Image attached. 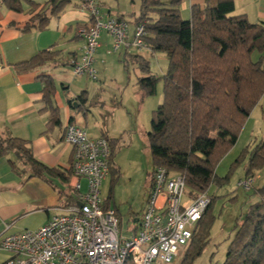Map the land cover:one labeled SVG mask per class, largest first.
Returning <instances> with one entry per match:
<instances>
[{
    "label": "trees",
    "instance_id": "obj_1",
    "mask_svg": "<svg viewBox=\"0 0 264 264\" xmlns=\"http://www.w3.org/2000/svg\"><path fill=\"white\" fill-rule=\"evenodd\" d=\"M70 1L47 0L22 31L46 29L51 18L57 17ZM79 1L85 4L88 0ZM23 3L32 10L39 8L31 0H2L7 9L16 13L22 11ZM181 3L182 0H141L139 16L134 19L133 27L144 25V42L150 53L165 57L167 66L162 76L152 75L149 62L140 55L124 52L122 60L125 71L132 64L146 75L136 83L143 95H154L156 85L162 82V102L152 112L146 134L152 160L148 188L153 185L155 171L163 168L168 174H181L190 196L195 197L207 194L211 184L221 186L227 181L228 176H216V165L235 145L245 120L264 95V22L251 23L244 14L232 15L233 0H204L203 6L193 4L189 19L184 20L180 15ZM254 52L260 54L257 61L252 60ZM57 55L44 50L15 67L23 73L49 63L59 65ZM67 66L70 67L68 62ZM40 81L41 101L49 112L47 125L54 127L59 124L58 110L51 102L55 84L50 76H41ZM102 137L110 147L108 169L113 179L118 175L113 157L119 141L105 134ZM9 152L15 153L32 175L50 174L63 181L70 176V171L65 175L37 162L22 139L0 140V158ZM238 162L239 159L235 164ZM263 166L264 136L248 153L244 177L254 176ZM11 168L16 169L13 164ZM254 195L258 200L235 225L222 264H264V187L255 190ZM111 197L112 188L104 201L105 208L112 204ZM209 200L185 248L182 264H191L209 241L214 219L212 197Z\"/></svg>",
    "mask_w": 264,
    "mask_h": 264
},
{
    "label": "built area",
    "instance_id": "obj_2",
    "mask_svg": "<svg viewBox=\"0 0 264 264\" xmlns=\"http://www.w3.org/2000/svg\"><path fill=\"white\" fill-rule=\"evenodd\" d=\"M81 6L89 22L78 30L83 43L80 56L68 61L73 76L96 80L93 63L101 32L110 37L113 52L147 48L143 24L130 33L126 21L104 20L92 1ZM64 140L72 147L69 171L77 203L37 230L10 232L11 226L6 225L0 234V249L9 254L4 264H172L177 260L208 207L209 196H190L181 174L157 169L137 230L125 237L115 210L105 208V199L100 197V188L109 177L107 140L92 138L73 123L66 125ZM81 179L87 183L85 191H81ZM254 182V176L242 177L236 186L249 192Z\"/></svg>",
    "mask_w": 264,
    "mask_h": 264
},
{
    "label": "crops",
    "instance_id": "obj_3",
    "mask_svg": "<svg viewBox=\"0 0 264 264\" xmlns=\"http://www.w3.org/2000/svg\"><path fill=\"white\" fill-rule=\"evenodd\" d=\"M31 1L39 5L37 10H32L23 3L22 11L16 13L7 9L0 0V140L12 137L26 141L37 162L67 175L72 158V147L64 140L65 127L68 123L84 128L92 138L105 134L113 139L108 125H105L107 122L105 114L103 122H95L92 125L89 122L90 113L87 109L90 106L89 93L75 80L82 77L73 76L67 66L71 58H78L81 54L83 43L79 35L74 36V32L85 26L89 22V17L87 16L85 22H78L74 17L64 16L62 10L57 19L50 21L46 29L23 32V26L47 2ZM233 2L232 15L244 14L251 23L264 22V0ZM193 4L203 6L204 0H182L180 11L189 14V8ZM109 42L106 45L111 46L112 50L111 39ZM101 46L99 44L94 60L96 58L98 61L104 57L103 53L98 52ZM44 50L57 52L55 60L59 65L49 63L28 72H18L16 64L27 61ZM124 52L126 51L122 50L119 55H123ZM110 53V48L107 47L106 54ZM41 76H50L55 84L51 102L58 110L59 124L54 127L47 125L49 112L44 110L41 101L43 88ZM94 85L96 90L101 87L100 84ZM82 92L85 94L81 95ZM80 95L82 98L77 100ZM69 101H72L71 104ZM98 104L100 105L99 102L96 103ZM100 108L101 112L106 111L103 104ZM91 128L93 129L90 130ZM123 144V141L119 143L121 146ZM11 164L16 169H12ZM254 178L255 185L259 177L254 175ZM73 181L71 176L67 181H63L61 177L50 174L32 175L29 168L13 152L0 158V234L4 232L6 225L11 226L10 232L37 230L65 208L75 205L77 201L71 192ZM79 183L81 191H85L86 181L81 179ZM257 189L259 188L255 187L254 191ZM147 190H150L148 186ZM110 207L117 211L120 219L118 210L112 207V204ZM141 215L142 212L129 217L128 235L123 236L128 237L137 230ZM8 257L9 254L0 249V264H4Z\"/></svg>",
    "mask_w": 264,
    "mask_h": 264
},
{
    "label": "rangeland",
    "instance_id": "obj_4",
    "mask_svg": "<svg viewBox=\"0 0 264 264\" xmlns=\"http://www.w3.org/2000/svg\"><path fill=\"white\" fill-rule=\"evenodd\" d=\"M46 0H42V3ZM100 7L104 18H123L129 24V32L133 30L134 19L139 16L141 0H88ZM62 14L74 17L78 22H85L88 12L81 6L79 0H71ZM182 19H189L188 13L180 11ZM186 15H188L186 17ZM61 16V15H60ZM59 16V17H60ZM186 17V18H185ZM57 19L52 17L51 22ZM250 21V20H249ZM254 22V21H253ZM50 23V22H49ZM256 23V22H254ZM73 35V32H72ZM78 31L74 32V36ZM109 36L101 32L98 40L102 45L98 52L104 57L94 60L93 68L96 72V81L85 77L75 79L89 93L90 108L88 120L91 125L103 122L113 139L124 144L115 149L113 161L118 169L116 177H108L100 188L101 199H106L108 191L112 188V207L121 215L120 234L128 235L127 227L130 216L143 213L148 195V174L152 170V160L148 149L146 132L150 129L151 115L154 109L162 102V82L156 85L155 94L143 95L136 85L137 79L146 76L139 72L135 65L129 64L128 71L124 69L123 56L113 52L107 46ZM107 47L110 55L106 54ZM129 54L140 55L149 62L150 73L157 77L165 73L167 62L162 54H151L148 48L136 50L131 48ZM252 60L257 61L260 54L254 52ZM102 60V61H100ZM68 76L73 79L69 72ZM84 78V79H83ZM74 80V79H73ZM90 80V81H89ZM100 84L98 90L95 85ZM99 102L100 105H96ZM103 104L105 112H101ZM91 128L90 130H92ZM264 136V95L258 104L251 110L248 118L240 129L234 146L218 161L215 174L218 178L228 176L221 186L211 184L207 195L212 197L211 215L213 222L209 231V241L203 252L191 264H222L230 239L233 237L235 225L242 221L249 206L258 200L254 195V188L264 187V166L255 173L258 180L249 192L237 188L239 178L244 177L248 161V153ZM121 146V147H120ZM239 162L235 164V161ZM186 249L180 252L177 260L172 264H182V256Z\"/></svg>",
    "mask_w": 264,
    "mask_h": 264
}]
</instances>
